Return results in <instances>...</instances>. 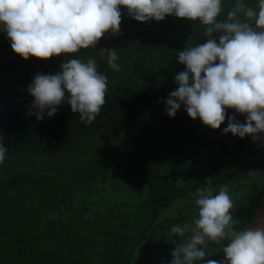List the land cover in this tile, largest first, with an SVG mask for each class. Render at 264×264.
Returning a JSON list of instances; mask_svg holds the SVG:
<instances>
[{
	"label": "trees",
	"instance_id": "16d2710c",
	"mask_svg": "<svg viewBox=\"0 0 264 264\" xmlns=\"http://www.w3.org/2000/svg\"><path fill=\"white\" fill-rule=\"evenodd\" d=\"M243 2L255 7L258 0ZM235 3L223 0L218 20ZM219 35L211 38L218 43ZM207 39L198 21L168 15L139 22L121 7L119 34L106 33L95 48L24 60L0 30V137L7 148L0 164V264H128L150 232L160 239L191 215L189 199L209 186L206 179L213 193L227 186L233 205L241 204L231 210L233 227L248 229L263 202L264 134L256 141L222 134L228 116L246 122L234 109L215 130L189 118L183 105L174 117L165 110L178 88L174 77L186 70L178 51ZM106 49L116 50L119 71L108 66ZM75 58L96 59L108 80L95 120L81 121L66 102L51 117L48 110L39 121L28 115L35 111L27 91L34 76L54 75ZM173 203V215L160 219ZM227 243L209 242V257L194 264L225 260Z\"/></svg>",
	"mask_w": 264,
	"mask_h": 264
},
{
	"label": "clouds",
	"instance_id": "9594fccd",
	"mask_svg": "<svg viewBox=\"0 0 264 264\" xmlns=\"http://www.w3.org/2000/svg\"><path fill=\"white\" fill-rule=\"evenodd\" d=\"M121 7L139 22L162 21L172 15L205 26V43L178 51L185 71L174 77L178 88L164 101L166 114L174 117L183 105L192 120L219 129L226 109L246 114V122L228 116L222 134L256 141L264 134V0L255 7L236 0L226 19L218 20L223 0H0V30L6 32L12 51L22 59L42 60L61 54H77L95 48L106 34H119ZM220 33L219 42L212 39ZM107 53V64L119 71L115 49ZM34 97L28 115L42 120L68 103L80 120L90 124L99 115L108 92L107 77L97 70V61L70 59L54 75L36 74L27 87ZM67 93V96H66ZM7 148L0 137V164ZM196 193L198 218L192 224L173 226L171 232L191 235L172 251L170 264H194L204 260L209 242L227 240L223 254L227 264H264V228L237 231L233 227V201L227 186L213 195L212 180ZM224 261V260H223ZM207 260L206 264H224Z\"/></svg>",
	"mask_w": 264,
	"mask_h": 264
},
{
	"label": "rangeland",
	"instance_id": "374dc122",
	"mask_svg": "<svg viewBox=\"0 0 264 264\" xmlns=\"http://www.w3.org/2000/svg\"><path fill=\"white\" fill-rule=\"evenodd\" d=\"M215 194H216V191H214L213 195ZM192 199L193 198L189 199L191 215L186 214L185 220H183V222L182 220H176L173 226H182L186 223L192 224V222L196 218H198L197 206H195V209L191 208V204L194 203ZM263 199H264V196H262L260 203L264 201ZM240 205L241 204H236V207ZM173 206H175V203L169 206V208H167L162 213L160 219L161 218L165 219L167 216L171 217L173 214L170 208ZM236 207L233 205L234 209ZM172 227H170L169 231H166L163 234H160L161 236L160 239L157 238V234L154 236V238H152L150 236V233H151L150 232L149 235L142 240L141 244L139 245L138 249L136 250V252L134 253L133 257L131 258L128 264H170V261L173 258L171 255L172 251H174L175 247L179 246L191 235V233L189 232V233H186L184 237H180L171 232ZM155 239H157L156 242L154 241ZM204 251L206 253L205 258H208L211 252V248H204ZM196 262H200V261H196Z\"/></svg>",
	"mask_w": 264,
	"mask_h": 264
},
{
	"label": "water",
	"instance_id": "95a60500",
	"mask_svg": "<svg viewBox=\"0 0 264 264\" xmlns=\"http://www.w3.org/2000/svg\"><path fill=\"white\" fill-rule=\"evenodd\" d=\"M250 230L254 228H264V201L258 206L254 217L248 227ZM227 264L226 260L223 261Z\"/></svg>",
	"mask_w": 264,
	"mask_h": 264
}]
</instances>
